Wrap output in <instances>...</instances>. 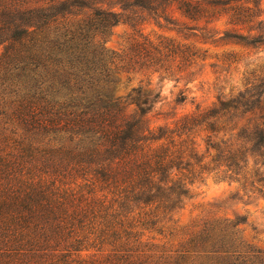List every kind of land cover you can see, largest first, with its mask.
<instances>
[{
  "label": "trees",
  "instance_id": "trees-1",
  "mask_svg": "<svg viewBox=\"0 0 264 264\" xmlns=\"http://www.w3.org/2000/svg\"><path fill=\"white\" fill-rule=\"evenodd\" d=\"M223 17L249 28L259 16L242 0H0V264H264L231 221L204 223L177 249L154 243L209 178L264 200L262 77L156 129L147 116L161 93L116 92L123 77L206 61L147 28L207 43ZM119 26L132 34L110 51Z\"/></svg>",
  "mask_w": 264,
  "mask_h": 264
},
{
  "label": "rangeland",
  "instance_id": "rangeland-1",
  "mask_svg": "<svg viewBox=\"0 0 264 264\" xmlns=\"http://www.w3.org/2000/svg\"><path fill=\"white\" fill-rule=\"evenodd\" d=\"M245 7L253 9L257 19L250 27L232 26L228 18L216 20L211 26L213 33H218L219 39L225 34L230 36L248 37L247 43L260 40L262 46L250 47L238 41H207L200 36L185 37L184 34L147 28L146 34L152 38L159 35L174 38L183 43L194 45L206 52V61L192 66L182 75L177 76H136L128 85L123 77L118 85L119 95H127L132 88L151 84L156 93H161V99L148 114L147 119L153 129L171 125L183 116L194 112L198 107L207 108L215 104L219 98L237 94L245 90L247 80L250 82L262 77V110H264V0H242ZM204 26V23L201 25ZM250 28L254 31L250 33ZM152 31H154L152 33ZM132 32L126 26L113 29L107 39L106 48L110 51L121 52L124 41ZM3 48H0V54ZM261 72V73H260ZM262 74V76H261ZM258 82V81H257ZM183 96L186 100H183ZM264 171V160L262 161ZM236 183L209 178L206 183L197 185L193 198L186 207L175 217L176 224L172 234L155 235L154 242L160 248L177 249L186 244L189 237L197 232L206 222L231 221L237 223L236 234L238 244L250 255L264 258V200L248 199L238 192Z\"/></svg>",
  "mask_w": 264,
  "mask_h": 264
}]
</instances>
